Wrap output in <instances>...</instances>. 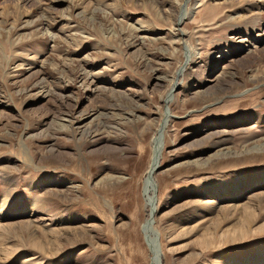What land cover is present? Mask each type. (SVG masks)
<instances>
[{
  "label": "rangeland",
  "instance_id": "rangeland-1",
  "mask_svg": "<svg viewBox=\"0 0 264 264\" xmlns=\"http://www.w3.org/2000/svg\"><path fill=\"white\" fill-rule=\"evenodd\" d=\"M0 225V264H264V0H0Z\"/></svg>",
  "mask_w": 264,
  "mask_h": 264
},
{
  "label": "bare ground",
  "instance_id": "bare-ground-1",
  "mask_svg": "<svg viewBox=\"0 0 264 264\" xmlns=\"http://www.w3.org/2000/svg\"><path fill=\"white\" fill-rule=\"evenodd\" d=\"M185 16L186 15H184L181 19L183 20L184 18H185ZM191 50V49H190ZM219 94V93H218ZM211 95L213 96L214 94L213 93H205L204 95H203V97L204 98H208V97H211ZM216 97V96H215ZM217 98H219V95H217V97H216V99ZM172 100V99H171ZM170 101V100H169ZM166 123V122H165ZM163 125V127L160 129V136H159V138L157 139V140H159V145H158V149L159 150H161V148L160 147H162L161 145H160V139H161V134H162V131H164V124H162ZM166 125V124H165ZM211 135V134H210ZM209 135V136H210ZM208 137V136H207ZM211 137V136H210ZM154 143H155V140H154ZM162 144V143H161ZM258 145H262V144H258ZM257 149V148H256ZM252 150H254V148L252 149ZM249 151H251V150H249ZM154 155V154H153ZM154 166H155V164H153V165H151V167H150V169H149V171H148V173H147V178H146V180H145V184H144V192H145V195H146V197H147V199H148V206H149V208H150V206H151V203H152V194H153V187L151 186V183H150V176H151V174H152V171H153V168H154ZM153 205V204H152ZM152 208V207H151ZM154 206H153V208H152V210L151 211H149L150 212V216H152V215H154ZM152 218H151V221H150V227H149V230L151 229V231H152ZM1 226V225H0ZM154 229V228H153ZM5 230V229H4ZM154 232V231H153ZM148 233V227L146 228L145 227V234H147ZM148 237V236H147ZM156 238V237H155ZM150 239L151 240H153V235H151L150 236ZM151 243V242H150ZM154 246V245H153ZM156 252V255H155V257H157L158 258V256H159V253L160 252H158V250L157 251H155ZM159 260H160V258H158ZM159 260H157V259H155L154 260V264H160V261Z\"/></svg>",
  "mask_w": 264,
  "mask_h": 264
},
{
  "label": "water",
  "instance_id": "water-1",
  "mask_svg": "<svg viewBox=\"0 0 264 264\" xmlns=\"http://www.w3.org/2000/svg\"><path fill=\"white\" fill-rule=\"evenodd\" d=\"M184 10H185V7H184ZM184 10L182 11V13L184 12ZM181 13V14H182ZM189 62V56H187V60H186V62L183 64V66L181 67V71L186 67V65H187V63ZM171 94H172V91H171V93H170V95H168V97H167V99L165 100V102L166 103H168V99L171 97ZM167 107V106H166ZM166 115H169V112L166 110ZM163 136H164V134H163V131H162V134H161V139H160V142H162V145H163ZM159 140H157V144L159 145ZM156 144V145H157ZM157 151H156V153H155V155H154V157H153V162H152V165L153 164H155V166H154V168H153V171H152V174H151V176H150V183H151V186L153 187V196H152V203H153V206H154V208H155V210H156V206H155V204L157 203V184H156V181H155V178H154V173L158 170V168H159V162H160V157H161V154H162V150H158V146H157V149H156ZM152 219H153V217H152ZM150 221H151V219L148 221V224H146V227H148V231H150L149 230V225H150ZM151 232V231H150ZM155 233H157V235H158V240H157V245L159 244V234H158V232L157 231H155ZM153 247V246H152ZM158 249V248H157ZM151 251H152V253H153V261H154V257H155V255H156V252H154V248H152L151 249ZM160 253H159V256H158V258H160ZM161 260V259H160ZM160 264H161V262H160Z\"/></svg>",
  "mask_w": 264,
  "mask_h": 264
}]
</instances>
